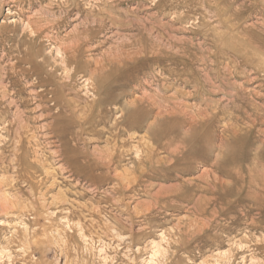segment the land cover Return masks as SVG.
Returning <instances> with one entry per match:
<instances>
[{
	"label": "rangeland",
	"instance_id": "obj_1",
	"mask_svg": "<svg viewBox=\"0 0 264 264\" xmlns=\"http://www.w3.org/2000/svg\"><path fill=\"white\" fill-rule=\"evenodd\" d=\"M263 2L0 0V264H264Z\"/></svg>",
	"mask_w": 264,
	"mask_h": 264
},
{
	"label": "bare ground",
	"instance_id": "obj_2",
	"mask_svg": "<svg viewBox=\"0 0 264 264\" xmlns=\"http://www.w3.org/2000/svg\"><path fill=\"white\" fill-rule=\"evenodd\" d=\"M264 3V2H263ZM226 4V3H225ZM260 10V9H259ZM214 15V14H213ZM179 18V17H178ZM99 23V22H98ZM97 23V24H98ZM241 23V22H240ZM262 24H264V22L262 21ZM261 25V24H260ZM263 26V25H262ZM233 27V26H232ZM231 29V28H230ZM262 30H264V26H263V28H262ZM244 39V38H243ZM248 40H249V38H248ZM251 41V40H250ZM248 43V42H247ZM251 45V44H250ZM69 47V46H68ZM75 53H77L78 52V47H73V48H71ZM68 50V49H67ZM63 52V51H62ZM58 53H59V51H58ZM231 53V52H230ZM61 54V53H60ZM64 54V53H63ZM217 54V53H216ZM228 54V53H227ZM253 54V53H252ZM67 55V54H66ZM221 55V54H220ZM228 55H230V54H228ZM68 56V55H67ZM66 56V57H67ZM70 56V55H69ZM207 57V56H206ZM230 57V56H229ZM231 57H233L232 55H231ZM255 57V56H254ZM71 58V57H70ZM235 58V57H234ZM240 60V59H239ZM238 59H237V61H239ZM208 61V60H207ZM227 62H229V61H227ZM234 62V61H233ZM27 63L29 64V63H31L30 61H28L27 60ZM230 63H231V61H230ZM201 64H202V62H201ZM232 64V63H231ZM236 64V63H235ZM238 64V63H237ZM187 68V67H186ZM244 68V67H243ZM229 69H231V68H229ZM237 69H241V68H237ZM248 69V68H247ZM229 71V70H228ZM236 71H238V70H236ZM176 74H178V76H181V75H184V76H187V74H184V71H179L178 73H176ZM92 75V74H91ZM221 75V74H220ZM170 76V75H169ZM183 76H181V78H182ZM188 77V76H187ZM89 78V77H88ZM180 78V77H179ZM211 78V77H210ZM213 78V77H212ZM210 80V79H209ZM206 82V81H205ZM221 82V81H220ZM209 83V82H208ZM213 83V82H212ZM222 83V82H221ZM231 84V83H230ZM193 85V84H192ZM212 85V84H211ZM217 85V84H216ZM224 85H226V83L224 84ZM229 85V84H228ZM228 85H226V86H228ZM233 85V84H232ZM208 86V85H207ZM213 86V85H212ZM234 86V85H233ZM197 87V86H196ZM208 87H210V86H208ZM214 88H215V86H213ZM218 87H219V85H218ZM232 87V86H231ZM211 89H212V87H211ZM218 89V88H217ZM216 89V90H217ZM227 89V88H226ZM197 90H198V88H197ZM219 90V89H218ZM195 91V90H194ZM208 91V90H207ZM219 91H221V90H219ZM55 92L56 93H58L59 91L57 90V89H55ZM54 92V93H55ZM211 92H213L212 90H211ZM217 92V91H216ZM236 92H237V90H236ZM235 92V93H236ZM242 93H243V91H241ZM209 93V92H208ZM214 93V92H213ZM212 93V94H213ZM233 94L234 96L230 99V100H232L230 103H232V104H234V103H242V105H245V101H242L243 99H244V97L243 96H239V95H236V94ZM199 94H201L200 92H199ZM203 94H205V93H203ZM218 94V93H217ZM229 94V93H228ZM231 94V93H230ZM229 94V95H230ZM190 95V94H189ZM195 95V94H194ZM208 95V94H207ZM221 95V94H220ZM241 95V94H240ZM191 96V95H190ZM204 96V95H203ZM206 96V95H205ZM204 96V98H207V97H205ZM208 96H210V95H208ZM212 96V95H211ZM210 96V97H211ZM230 96H232V94L230 95ZM164 97V96H163ZM162 97V98H163ZM202 97V96H201ZM243 97V98H242ZM156 98V97H155ZM165 98V97H164ZM204 98H202V100L204 101ZM230 98V97H229ZM153 99V98H152ZM171 99H173V98H171ZM176 99V98H175ZM201 99V98H200ZM248 99V98H247ZM260 99H261V101H263V104H264V96L263 97H260ZM149 100V99H148ZM147 100V101H148ZM165 100V99H164ZM201 100V101H202ZM208 101L210 100L209 98L207 99ZM206 100V101H207ZM229 100V101H230ZM207 101V102H208ZM211 101V100H210ZM212 101H214V100H212ZM228 101V102H229ZM250 101V100H249ZM163 102V101H162ZM216 102H219V101H216ZM140 103V102H139ZM138 103V104H139ZM147 103H150L149 101L147 102ZM164 103H166L165 101H164ZM174 103V102H173ZM202 103V102H201ZM254 103V102H253ZM151 105H152V102L150 103ZM203 104H205V103H203ZM207 104V103H206ZM205 104V105H206ZM212 104H215L216 106H217V103H212ZM225 104V103H224ZM229 104V103H228ZM231 104V105H232ZM250 104V103H249ZM141 105V104H140ZM178 105V104H177ZM226 105V104H225ZM236 105V104H235ZM239 106H241L240 104H238ZM253 104H251V106H252ZM154 106H155V104H154ZM206 106H209V107H211V103H209V104H207ZM214 106V105H213ZM216 106H215V108H216ZM224 106V105H223ZM228 106H230V105H228ZM234 105H232V107H233ZM239 106L238 107H236L235 108V110H238V108H239ZM246 106V105H245ZM254 106H256V105H254ZM92 107V106H91ZM130 107V106H129ZM134 107V106H133ZM253 107V106H252ZM252 107L250 108L251 110H250V114H249V116L248 117H250V118H252V120L249 118V122L251 121V123H252V125L250 126L251 127V129H253L254 127L256 128V126H261V125H263L264 124V109H263V111L262 110H260L259 108H257V106L256 107H254L255 108V110L254 109H252ZM127 108V107H126ZM208 108V107H207ZM214 108V107H213ZM222 108H224V107H222ZM241 108V107H240ZM239 108V109H240ZM249 108V107H248ZM262 108V107H261ZM122 109H125V107H123V108H121L120 110H121V112H123L122 111ZM129 109H132V110H130V112H129V115H130V117H132L133 116V118H132V120H136L137 119V114L135 115V112H139V109H141L140 107H138V106H136V108L134 109V108H129ZM204 109V108H203ZM233 108H231V110H232ZM242 109V108H241ZM89 110V109H88ZM172 110V109H171ZM198 111H199V109H197ZM196 110V111H197ZM215 110V109H214ZM222 110V109H221ZM234 110V109H233ZM233 110H232V112H233ZM242 110H244V109H242ZM120 112V113H121ZM133 112H134V114H133ZM212 112H213V110H212ZM215 112V111H214ZM222 112V111H221ZM252 112H253V114H252ZM196 113V112H195ZM199 113H203V114H200V119L202 118V119H204L205 118V116H207L205 113H207V111L205 110V113H204V111H202V112H199ZM216 113H219V112H217L216 111ZM215 113V114H216ZM230 113V112H229ZM248 113H249V111H248ZM87 114V113H86ZM183 114V113H182ZM190 114V113H189ZM232 114V113H231ZM230 114V115H231ZM122 115V114H121ZM175 115V114H174ZM179 115V114H178ZM136 116V117H135ZM199 116V115H198ZM210 116V115H209ZM240 116V115H239ZM247 116V115H246ZM178 117V116H177ZM211 117V116H210ZM116 118V117H115ZM162 118V117H161ZM165 118H167V117H165ZM164 118V119H165ZM177 119V118H176ZM205 119H207V118H205ZM227 119V118H226ZM228 120V119H227ZM157 121V120H156ZM159 121V120H158ZM162 121H164V120H162ZM200 121V120H199ZM207 121V120H206ZM224 121V120H223ZM240 121V120H239ZM168 122V121H167ZM169 122H170V120H169ZM203 122V121H202ZM124 122H123V120H120L119 119V121L118 122H116V127L118 128V126L120 125V126H124V128H128V126H129V124H123ZM162 123V122H161ZM197 123H199V122H197ZM231 123V122H230ZM250 123V124H251ZM203 124H204V122H203ZM246 124V123H245ZM257 124V125H256ZM156 125H158V123L156 124ZM160 125V124H159ZM173 125V124H172ZM193 125V124H192ZM229 125V124H228ZM234 125V124H233ZM256 125V126H255ZM148 127V126H147ZM199 127V126H198ZM123 128V127H122ZM171 128V127H170ZM159 129H161V128H159ZM194 129V128H193ZM232 129H234V128H232ZM240 129V128H239ZM246 129H247V127H246ZM245 129V130H246ZM257 129V128H256ZM190 130H192V129H190ZM230 130H231V128H230ZM243 131V129L241 128L240 129V131ZM249 128H248V131H246V133L247 132H249ZM259 130V129H258ZM146 131V130H145ZM237 128H236V130H233L232 132H233V134L235 135H237ZM260 131V130H259ZM259 131H257L258 133H260ZM168 132V131H167ZM190 132V131H189ZM230 132V131H229ZM239 132V131H238ZM250 132H253V131H250ZM148 138H147V141L148 142H151V141H149V139L150 140H152V141H154L155 142V140H156V138H157V136L159 135V130H157V128H156V130L152 133V131L151 132H149L148 131ZM241 133H243V132H239V134L241 135ZM245 133V132H244ZM245 133V134H246ZM116 134V133H115ZM189 135V134H188ZM187 135V136H188ZM191 135H192V133H191ZM234 135H233V137H234ZM255 135V134H254ZM259 135H262L263 137V140H260L259 138V140L261 141L260 142V144L262 145L260 148L261 149H263V146H264V132H262L261 134H259ZM258 135V136H259ZM237 136H239V135H237ZM247 136L249 137V134H247ZM112 137V136H111ZM150 137V138H149ZM240 137V136H239ZM244 137L245 136H243V140H244ZM114 138V137H113ZM238 138V137H237ZM236 138V139H237ZM246 138V137H245ZM111 139V138H110ZM189 139V138H188ZM204 139V138H203ZM239 139V138H238ZM247 139V138H246ZM235 141V140H234ZM238 142V141H237ZM242 144V143H241ZM244 146V145H243ZM134 147V146H133ZM152 147V146H151ZM242 147V146H241ZM177 148V147H176ZM232 148V147H231ZM230 148V149H231ZM256 148V147H255ZM148 149V148H147ZM222 149V148H221ZM113 150V149H112ZM154 150V149H153ZM260 150V149H259ZM264 150V149H263ZM263 150H261V151H263ZM151 151V150H150ZM150 151L147 153V155H146V157H145V159H142V158H140V159H138L137 161H135V162H137V165H140V166H143V171H138V170H133V173L135 174V173H137V177L139 176V177H141V176H143L144 177V175H145V169L146 168H148V165H150V164H152L151 163V157L152 156H150ZM172 151V150H171ZM178 151V150H177ZM257 151V150H256ZM152 152V151H151ZM174 152H175V150H174ZM232 152V151H231ZM144 154V153H143ZM152 154H154L153 152H152ZM226 154V153H225ZM260 154V153H259ZM110 155V154H109ZM255 155H257V153L255 154ZM171 156V155H170ZM175 156V155H174ZM188 156V155H187ZM216 156V155H215ZM227 156V155H226ZM218 157H219V155H218ZM217 157V158H218ZM214 158H216V157H214ZM220 158V157H219ZM226 158V157H225ZM232 158V157H231ZM234 158V157H233ZM255 158H256V156H255ZM152 159H153V157H152ZM209 159V158H208ZM208 159H207V161H208ZM215 160V159H214ZM217 160H220V159H216V161ZM221 160H222V158H221ZM263 160V159H262ZM108 161H109V159H108ZM176 161V160H175ZM156 162V161H155ZM182 162V161H181ZM213 162V161H212ZM218 162H220V161H218ZM208 163V162H207ZM136 164V163H135ZM175 164V163H174ZM180 164V163H179ZM176 165H178V164H175L174 166H175V168H176ZM216 165H218L217 163H216ZM139 166V167H140ZM171 166V165H170ZM169 166V167H170ZM136 167V166H135ZM168 167V168H169ZM172 167V166H171ZM179 167V166H178ZM141 168V167H140ZM167 168V169H168ZM174 168V167H173ZM156 169V168H155ZM158 169V168H157ZM170 169V168H169ZM177 169H179V168H177ZM150 170V168L148 169V170H146L147 172ZM151 170H153V169H151ZM161 170V169H160ZM157 171V170H156ZM147 172H146V174H147ZM171 172V171H170ZM157 173V172H156ZM127 174H129V172L127 173ZM133 174V175H134ZM150 174V173H149ZM178 174V173H177ZM183 174V173H182ZM181 174V175H182ZM184 175V174H183ZM126 176V175H125ZM151 176V175H150ZM204 176V175H203ZM133 177V176H132ZM155 177H157V175L155 176ZM161 177V176H160ZM205 177H206V174H205ZM134 178V177H133ZM214 178V177H213ZM128 179H129V177H128ZM157 179H159L158 177H157ZM202 179V178H201ZM233 179V178H232ZM147 180V179H146ZM198 180H200V179H198ZM178 182V181H177ZM236 183V182H235ZM208 184V183H207ZM179 187V186H178ZM221 189V188H220ZM169 190V189H168ZM166 191V190H165ZM171 191V190H170ZM153 193H151V195H152ZM154 196V195H153ZM157 197V196H156Z\"/></svg>",
	"mask_w": 264,
	"mask_h": 264
}]
</instances>
